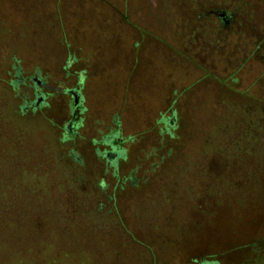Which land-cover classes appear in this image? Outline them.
<instances>
[{
    "label": "rangeland",
    "instance_id": "1",
    "mask_svg": "<svg viewBox=\"0 0 264 264\" xmlns=\"http://www.w3.org/2000/svg\"><path fill=\"white\" fill-rule=\"evenodd\" d=\"M262 35L264 0H0V264H264V111L258 137L239 106L264 100ZM17 68L45 106L22 112ZM117 126L113 175L94 140Z\"/></svg>",
    "mask_w": 264,
    "mask_h": 264
},
{
    "label": "flooded vegetation",
    "instance_id": "2",
    "mask_svg": "<svg viewBox=\"0 0 264 264\" xmlns=\"http://www.w3.org/2000/svg\"><path fill=\"white\" fill-rule=\"evenodd\" d=\"M214 13V11H212ZM211 14V13H210ZM215 14V13H214ZM218 17L221 19L222 24L229 26L232 24V20L234 16L231 13H217ZM233 16V18H232ZM232 26V25H231ZM257 45V43L255 44ZM257 46H255L256 49ZM20 70V71H19ZM17 79L12 81V86L16 87L17 89H20L21 86H26L28 89L32 91L33 99L30 100L29 103L23 104L25 109L28 110L32 108L33 110L39 109L40 107H43L47 104V94L44 93V87L46 86V80L41 77L40 73L38 71L34 72L29 77H23L21 73V69L17 68L15 73ZM16 81L18 82L16 84ZM64 92L66 95H69L73 98V102L71 103V109H70V118L65 124L64 128V135H73L76 134L79 128L82 126V119L79 117L80 114L84 111V107L82 106V100L83 96L79 89L77 88H66L64 89ZM166 120H168L166 122ZM164 123L166 122L170 127H173L174 123L172 119H164ZM66 138V137H65ZM96 144H99L103 146V149H96L97 157L100 159V161L106 163L107 169H112L113 175H118L117 167L119 165V162L123 160L126 157V149L122 146V139L120 137V129L117 126L115 129H111L108 133L104 134L102 138L98 140H94ZM70 155L80 163V165H83L81 162V157L74 152H70ZM259 174H263L260 172H254L253 178H256L255 176H259ZM264 176V175H260ZM139 177L135 176V172H129L126 176L122 177L124 181H131L132 185L135 184L136 180ZM102 187L105 188V190L109 189V183L104 184L102 182ZM115 196L109 195L108 196V203L114 202ZM109 211L112 212L113 208H109Z\"/></svg>",
    "mask_w": 264,
    "mask_h": 264
},
{
    "label": "trees",
    "instance_id": "3",
    "mask_svg": "<svg viewBox=\"0 0 264 264\" xmlns=\"http://www.w3.org/2000/svg\"><path fill=\"white\" fill-rule=\"evenodd\" d=\"M263 36V35H262ZM262 36L260 38H262ZM264 37V36H263ZM263 39V38H262ZM262 41V40H261ZM255 49V48H254ZM252 50V55L255 54V50ZM20 71V70H19ZM18 82L16 81V84ZM259 101V100H257ZM239 106H241L240 108L242 113L244 114V116L246 117V122L248 123L249 126H253L255 128H257V135L259 137V135L263 134L262 130L260 131V128H258V125L260 124V122L257 120V112H263L264 111V100H261V102L257 103V102H248V103H244V104H240ZM20 108L22 109V112L26 111L25 107L23 104H21ZM255 115V117H254ZM168 120H166L167 122ZM168 123V122H167ZM257 125V126H256ZM258 140L256 139L254 142L256 143ZM258 144V143H257ZM219 149V148H218ZM217 153V154H216ZM200 154H202V149L200 151ZM216 155L219 154V151L215 152ZM258 156H263L264 157V150H262V153ZM75 160V159H74ZM76 163H78V161L75 160ZM198 163V162H197ZM79 164V163H78ZM195 166H197L196 164H193ZM199 170H204L202 165H199ZM202 167V168H201ZM258 171L260 173H264V165L263 167L260 166V168L258 169ZM263 181H259L257 188H259L261 191L264 190V183H262ZM256 184V183H254ZM3 194L0 193V220L2 223H14L13 221V215L11 213L12 211V203L11 200L6 198L3 199ZM5 197V196H4ZM102 203H100V207L98 209L95 210V214H99L103 212V206L105 207V205ZM20 217H23L22 214L20 215ZM200 264H219L217 261H202Z\"/></svg>",
    "mask_w": 264,
    "mask_h": 264
}]
</instances>
